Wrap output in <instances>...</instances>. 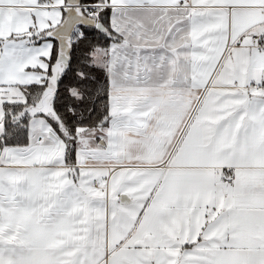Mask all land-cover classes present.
<instances>
[{
    "label": "crops",
    "instance_id": "1",
    "mask_svg": "<svg viewBox=\"0 0 264 264\" xmlns=\"http://www.w3.org/2000/svg\"><path fill=\"white\" fill-rule=\"evenodd\" d=\"M263 4H87L106 5L92 17L107 8L116 39L105 143L87 145L82 160L77 145L68 163L38 112L46 139L28 124L26 145L0 148V264H264V88L248 85L264 83V53L249 46L264 30ZM64 14L65 0H0V138L4 104L22 105V86L46 84L51 107L62 66L51 62L50 32ZM164 106L180 114L164 116ZM175 119L154 161L90 162L131 134L161 141ZM77 130V139L87 131Z\"/></svg>",
    "mask_w": 264,
    "mask_h": 264
},
{
    "label": "trees",
    "instance_id": "2",
    "mask_svg": "<svg viewBox=\"0 0 264 264\" xmlns=\"http://www.w3.org/2000/svg\"><path fill=\"white\" fill-rule=\"evenodd\" d=\"M101 1L81 0V4H98ZM82 10L88 14L87 10ZM107 17L108 9L105 8L98 17L103 30L82 26L74 30L70 37L69 61L49 95L57 120L48 117L45 119L51 129L62 136L65 145L64 160L68 163L73 162L75 158L77 129L86 130L103 125L109 115L108 47L116 39L107 28ZM56 56L55 42L51 56L52 64L55 63ZM45 86L46 84L34 83L22 86L21 91L25 97L22 105L7 107V103L4 104L5 131L0 138V148L28 143V108L40 101ZM17 112L19 114L15 116Z\"/></svg>",
    "mask_w": 264,
    "mask_h": 264
},
{
    "label": "rangeland",
    "instance_id": "3",
    "mask_svg": "<svg viewBox=\"0 0 264 264\" xmlns=\"http://www.w3.org/2000/svg\"><path fill=\"white\" fill-rule=\"evenodd\" d=\"M83 8L85 11L87 10V12L89 13L90 8L88 6H85ZM224 56H225V54L223 53L221 60L223 59ZM47 101H48V97H47V89H46L44 97L42 98L41 102H38L35 106L28 109V114L30 116L29 121L31 120V122H29L30 127L32 125V128H35L36 130H38L37 134L44 135L45 139H46V137H48L50 131H46V128H43L44 126L42 124V118L39 119L38 118L39 116L37 115V113L41 112L42 115H45L46 117H48L50 119L57 120L56 115L54 114L52 108L48 105ZM160 108H161V112H160ZM197 108H198V105H196L194 107L193 112H196ZM173 109H174V107L164 106V107H159L158 112H160L162 115L168 116V117L175 115V114H180V113H175L173 111ZM1 113H3V110H2V107L0 105V115H1ZM146 124H147V122H143V121L139 122V125L144 126ZM178 125H179V120L175 119L171 123L170 128L167 130V133L163 137H161V141H156L155 138H153V137L146 139V137L143 138V137H139L136 134H131L129 136V138L124 142V144L120 145V148H116L114 151L109 150V149L104 150L105 148L103 147V145H101V148H103V149H101L99 147L96 148L99 151L100 156L94 154L95 156H97V159L93 158L90 160V162H94L95 160H101V161L115 160V161H125V162H127V161H129V162H136V161L137 162H151V161H154L157 157L164 154L165 144H167V143L169 144L171 142V140L173 139V136L177 130ZM96 129H99V127L92 129V130H91V128L86 129L87 131L83 130L86 132L82 133L80 139H77V137L75 136L76 146L78 145L79 147H81V149H80L81 151L86 152L84 155L80 154L79 158H80V156L82 158L83 157L88 158V159L90 158V153L87 151V145L89 147H93V146H98L99 145L98 143H100V144L105 143L104 134L101 131L102 128H100L99 130H96ZM87 133H89V134H87ZM99 134H102L101 135L102 137H100ZM97 137L100 140L99 142H98ZM42 140H43V137H42ZM118 142H120V139ZM155 151H156V153H154ZM80 160H82V159L80 158ZM25 218H21V221H26L29 223L31 222V220L29 218H26V219Z\"/></svg>",
    "mask_w": 264,
    "mask_h": 264
},
{
    "label": "water",
    "instance_id": "4",
    "mask_svg": "<svg viewBox=\"0 0 264 264\" xmlns=\"http://www.w3.org/2000/svg\"><path fill=\"white\" fill-rule=\"evenodd\" d=\"M78 26L103 30L102 24L97 19L83 12L81 0H65V14L50 32V36L57 42V62L62 66L61 71L56 75V80L67 66L70 58V37Z\"/></svg>",
    "mask_w": 264,
    "mask_h": 264
},
{
    "label": "built area",
    "instance_id": "5",
    "mask_svg": "<svg viewBox=\"0 0 264 264\" xmlns=\"http://www.w3.org/2000/svg\"><path fill=\"white\" fill-rule=\"evenodd\" d=\"M88 6L90 8L89 15L95 16L100 12V8H104L106 5H82V7ZM264 7V4H263ZM250 44L249 46L251 48L257 49L261 53H264V30L262 32H257V33H251L250 35ZM239 42H232L227 44V48L238 45ZM249 86H256L259 88H264V83H254V82H249ZM96 180H92V184L96 185Z\"/></svg>",
    "mask_w": 264,
    "mask_h": 264
}]
</instances>
